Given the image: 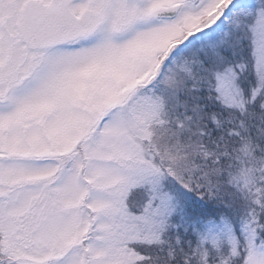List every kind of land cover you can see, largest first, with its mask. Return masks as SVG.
<instances>
[{
  "label": "snow or ice",
  "instance_id": "1",
  "mask_svg": "<svg viewBox=\"0 0 264 264\" xmlns=\"http://www.w3.org/2000/svg\"><path fill=\"white\" fill-rule=\"evenodd\" d=\"M0 264H264V0H0Z\"/></svg>",
  "mask_w": 264,
  "mask_h": 264
}]
</instances>
